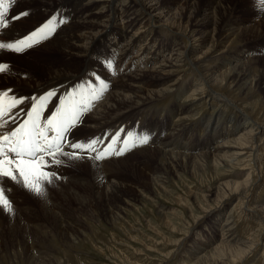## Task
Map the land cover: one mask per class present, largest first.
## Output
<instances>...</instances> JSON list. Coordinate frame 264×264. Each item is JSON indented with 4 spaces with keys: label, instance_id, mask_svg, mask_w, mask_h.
I'll list each match as a JSON object with an SVG mask.
<instances>
[{
    "label": "bare ground",
    "instance_id": "bare-ground-1",
    "mask_svg": "<svg viewBox=\"0 0 264 264\" xmlns=\"http://www.w3.org/2000/svg\"><path fill=\"white\" fill-rule=\"evenodd\" d=\"M82 1L84 0H14L17 5L10 10L11 2L5 0L4 8H0V12H12L11 15H4L0 21L3 25L0 26V44H19L21 41L27 44V46L21 45V51L0 48V65L5 66V70L0 72V99L6 111V115L0 117V125H3L0 127V136L7 133L13 126L16 130L26 122L31 130L32 123L29 122V113L32 112L34 106L40 108V127L46 128V118H50L57 112V109L68 110L74 105L78 121L64 133L62 140L55 139L57 136L55 131H46L52 143V149H55L58 142L62 151L56 152L54 156L49 155L48 151L37 155L43 156L44 161L47 162L43 170L51 172L57 178L62 177L63 172L58 165H55L56 160L71 161L76 166H82L84 170L90 169V173L87 170L84 172L86 174L83 175L84 185L75 184V186L85 193L98 195L99 200L109 198L115 204L114 211L117 212L121 209V203H124V193L131 181H126V184L122 182L117 184L109 179L105 180L103 175L100 176L101 172L108 174L112 179L120 177L114 171L124 167L125 162H129V158L132 159L131 156L142 155L138 162L143 160L150 164L138 163L136 167L153 176L151 187L154 189L163 187L166 175L181 169L186 163L207 161L209 157L215 170L220 166H228L230 170L227 169L226 173L230 172L234 180L223 181L214 188V190L222 191L225 196L211 207L206 208L203 216L199 217L202 219V224L205 222L213 224L215 221L211 215L212 211L220 207L225 208L232 200H236L235 207L229 211L227 217L234 210L244 211L245 216L257 219L258 224L254 225L255 228L264 230V200L263 203H255L264 185V115L261 117L258 115L256 119L253 117L254 100L253 96H249L254 83L264 94V63L248 66L239 72L231 69L228 75L221 77L217 84H212L211 79L208 78L209 70L212 68L207 58L192 56L194 48L205 40L211 43L210 47L213 49L217 45L221 46L232 32H244L249 36L241 42L242 44L264 42V0H206L205 4H199V0H99L98 2L86 0L81 4ZM165 1H183L176 14L172 16V20H168L167 23L160 21L163 14L161 7ZM239 1L248 2L253 10L251 14L253 16L248 19L239 16L235 4ZM37 2L38 5H36ZM31 7H37L35 13L38 15L30 14ZM41 9L43 12H40ZM14 13H20V15H12ZM137 26L138 30L134 31ZM112 28L124 38L123 44L117 48L119 41L112 39L113 44L109 42L101 48L102 46L99 45L103 40H99L98 37ZM155 28L159 37L169 39L166 43L163 41L158 43L163 44L161 50L172 47L171 58H174V63L163 59L162 66L157 67V70L153 72L155 74L148 75L149 73H143L140 68V65L147 62L146 60L150 57V54L144 51L145 44L139 45L138 53L127 63L123 56H126L142 39L140 35L154 37ZM42 29L43 32H41ZM179 44H183V48ZM240 48L245 49V47ZM101 49L104 50L101 51ZM115 52H118V59L113 60ZM235 56V53L230 55L231 58ZM223 60L229 61L226 57ZM174 65L176 67L181 65L182 68L191 70L196 84L195 90H192V93L185 99V102H190L189 107L183 108L181 104L176 109L174 104L172 107L174 111L168 109L157 134L153 135L148 128L154 118L158 117L155 111L151 113L155 106L153 103L164 94L172 93L170 96L175 93L179 94V81L181 80L174 75L177 70ZM251 67H257V69L253 72ZM125 69L136 70L131 74L115 78L120 70ZM251 74H255V77H251ZM250 77L251 83L248 82ZM235 81L238 82L235 83ZM239 82L242 84L239 85ZM206 86H209L208 89ZM102 88L113 95L105 98L107 100L102 112L97 118H92L83 111L88 107L87 102L94 99L92 95L95 93L90 95V91H96L98 96ZM50 92L53 93L52 96H48ZM228 92L246 95L248 105L239 106L235 95L229 97ZM5 93L7 95H4ZM125 94L132 96L135 102L119 101L115 97H123ZM44 97H48L47 100H44ZM13 100L16 101L14 105ZM196 103L203 107L208 106L212 111L215 110L214 104H223L224 111L228 107L231 108L232 114L227 122L232 124V128L244 126V133L237 135L236 138L231 137V130L220 126L219 122L224 113L222 111L216 113L214 118L210 115L206 119H200L196 125L183 124L192 121L197 116L194 105ZM181 112H186L181 119H178V122L181 120L182 123L171 128L169 117L173 114H181ZM127 122L134 124L126 128ZM201 124L204 125V129L199 134ZM109 129L115 130L114 137H109L111 141L121 139L120 141L124 144L123 136L128 137L127 144H134L133 138L138 140L147 136L148 140L146 143L139 144L140 148L135 153L126 154L122 161L120 155L117 158L97 160L95 156L99 152L96 150L73 149L70 146L74 143L86 145L91 141L100 142L106 134L104 132ZM82 130H94L95 134L88 139L75 134ZM139 130L141 133H138ZM207 131L208 134L205 136ZM33 134L35 135V131ZM197 135L202 141L196 138ZM220 135H225V140L211 148L208 140H216ZM37 139L39 140L38 137ZM182 140L185 142L180 144ZM39 142L44 143L43 140ZM200 150H202L201 153L197 155L191 153ZM65 153H74L75 156L70 157ZM123 155H125L124 152ZM230 160H234L232 165ZM25 173L29 179L36 176L27 169ZM65 174L69 175L67 171ZM65 187L66 185H63L60 189L64 190ZM136 189L139 187L132 186V193ZM214 192L209 191L207 196H213ZM218 193L220 192L218 191L216 195ZM201 201H205L204 195ZM9 203L11 207L18 205L15 201H9ZM0 209L6 210L2 206ZM49 210H55L53 204ZM8 212L11 214L10 221L13 224L11 223L12 228L8 229V232L0 230V248L5 247L3 242L11 239V242H8L9 245H21L24 257L30 260L35 252L33 248L39 245L31 241L33 248L28 247L31 245L28 244L30 237L23 234L30 235L29 228L27 227L23 233L19 227L35 224L36 214L31 212L34 217L29 220L28 217H23L19 210H17L16 217L13 216L12 208ZM84 212L87 211L80 210L81 214ZM218 214L215 220H218ZM228 221L229 219L225 218L220 226L221 240L219 243L213 248L205 249L203 253L200 252L199 242L190 248L187 247L190 239L186 237L189 234L176 242L175 245L179 246L177 250L182 251L187 247L186 254L192 255L186 260V264H215L216 260H219V264H235V260L241 263L256 254L255 249L260 246L263 235L257 234L254 237L255 240L250 241L233 237ZM80 224V219L68 217L66 227L57 228V235L66 237L68 233L75 232L76 235L83 236L78 232ZM224 228L226 230H223ZM262 246L264 248V242ZM261 252L256 263L264 264V250ZM47 255H51L49 250ZM47 262L51 264L49 260Z\"/></svg>",
    "mask_w": 264,
    "mask_h": 264
},
{
    "label": "rangeland",
    "instance_id": "rangeland-1",
    "mask_svg": "<svg viewBox=\"0 0 264 264\" xmlns=\"http://www.w3.org/2000/svg\"><path fill=\"white\" fill-rule=\"evenodd\" d=\"M85 1L86 0L82 1L81 4ZM95 1L98 2L99 0ZM182 2L183 1H165L161 7L163 14L160 21L167 23L168 20H172V16L176 14ZM205 3L206 0H199V4ZM12 4L10 7L14 9L17 2ZM235 4L237 5L236 8L240 17L248 19L253 16L251 15L253 10L249 7L247 1H239L238 3L235 2ZM36 5H38V2ZM31 8L32 11L29 13L31 15H38L35 13L37 11L35 8L37 7ZM40 12H43V9H41ZM20 13H14L12 15H20ZM138 28L137 26L134 31L138 30ZM155 32L156 34L152 38H150L149 35H140L142 39L134 45L126 56H123L125 63H127L130 58L138 53L139 45L145 44L146 47L144 51L150 54V57L146 60L147 62L140 65V68L143 73H149L148 75L155 74L153 72L157 70V67L162 66L163 59L173 61L172 63H174V58H171V52L173 51L172 47L169 46L166 50H161L163 44L158 43L162 41L166 43V40L169 39L162 36L159 37L156 28ZM248 37L249 36L245 35L244 32H232L221 46L217 45V47L211 49V43L205 40L202 42L203 45L201 44L194 48L192 53L193 57L207 58L209 66L212 68L209 70L210 76L208 75L212 84H217L221 77L228 75L231 69L238 70L237 72H239L242 69H246L248 66H257L256 64L258 63H264V42L260 44H242L241 42ZM98 39L103 40L101 45H99L100 47L102 46L101 48L109 42L113 44L112 39L119 41V43H117V48H120L124 42V38L121 37L114 28L108 29L105 33L100 35ZM170 43L172 44V39ZM179 46L183 48L184 45L179 44ZM240 47H245V49L241 50ZM102 50L104 49H101V51ZM233 53H235L236 56L231 58L230 55ZM224 57L229 61L223 60ZM57 58L58 57H56V59ZM116 59H118V52L113 53V60ZM92 67L94 68L95 66ZM174 68L177 69L174 75H177L176 78H180L181 80L179 81V94L177 95L175 93L176 95L173 94L172 96H170L172 93L168 95L164 94L153 103L155 106L152 108L151 113L155 111L158 116L155 117L148 126L153 135L157 134L159 126L168 109H173L172 111H174V108H172L174 104L176 109L181 104L183 108L189 107L190 102H185V99L192 93V90H195L196 84L193 80V73L191 70L189 68H182L181 65H177V67L174 65ZM252 68L253 72L257 69V67H251V69ZM109 70L112 71V69ZM135 70L136 69L120 70L118 74L115 75V78H119L124 74H131ZM195 76L197 75L195 74ZM251 77H255V74H251ZM251 77L248 81L250 83ZM237 82L238 81H235V83ZM240 84L242 83L239 82V85ZM208 87L209 86H206L207 89ZM252 88L251 95L249 96H253V117L256 119L258 115L260 117L264 115V94L255 83ZM93 93H95V95ZM228 94L229 97L235 95V99L239 106L248 105L246 95H238L236 93L230 94V92H228ZM90 95H92V98H95L93 96L97 97L96 91H90ZM112 95V93L110 94L109 91L102 88L98 98L89 101L86 114L92 118H97L103 110V106L107 100L105 98H108V96L112 97ZM115 97L119 101L135 102L132 96H126V94L123 97ZM194 105L197 116L192 121L183 124L188 126L190 124L196 125L200 119H206L210 115H213L214 118L216 113L222 111L224 113L222 120L219 122L220 126H225V128L231 130V137L233 136V138L244 133V126L232 128V124L227 122V119H229L232 114V111H230L231 108L228 107L226 108L227 110L225 109L224 111L223 104H214L215 110L212 111L208 106L203 107L198 105V103ZM184 114H186V112H181V114L179 113L178 115L173 114L169 117L168 120L171 128L182 123L181 120L178 122V119H181ZM133 124L134 123L131 124V122H127L126 128ZM203 129L204 125L201 124L199 134H201ZM114 132V129H109L104 132L106 134L101 138L100 142L94 145V148L96 151L103 149L102 151L104 152L105 149H109V146H111L112 150L109 151V153H116L118 149L120 150V146H122L123 149L126 148L123 151L125 155L122 154L119 156L114 153L113 155L110 154L108 158H106L105 155L104 160L117 158L119 156L122 161L126 154L131 155V153H135V151L140 148L139 144L141 143H139V139L135 140V138H133L135 147L130 143L122 144V141H120L121 139H119V141H111L109 137H114ZM138 133H141V130H139ZM75 134L88 139L95 134V131L82 130ZM207 134L208 131L205 136ZM196 138L199 140L200 136L197 135ZM123 140L128 143L127 138L123 137ZM223 140H225V135H220L216 140L209 139L208 144L213 148ZM184 142L185 140H182L180 144ZM198 143L201 144L202 142ZM128 148L130 149L128 150ZM201 151L202 150L191 153L197 155L201 153ZM131 157L132 159L129 158V162H125L124 167L114 171L116 175L119 174L120 176L115 177L116 180L109 177L108 174H103V172L100 173V176L103 175L105 180L109 179V181H113L117 184H119V182L126 184V181H131L128 185L129 188L124 193V203H121V209L117 212L114 211L115 204L109 198L99 200L98 195L85 193L75 186V184L84 185L83 175H86L84 172L87 170V172L90 173V169L86 168V170H84L82 166H76L71 161L60 160V163L55 164L58 165L63 172L62 177L58 176L57 178L51 172L43 170L52 174L50 182L38 176L29 179L25 173L27 183L29 185L32 183H39L42 194H37L32 191L30 187H25V176H21L15 166L12 167V171L16 177L15 179L0 176V189L4 190L5 197L8 201H15L18 204L16 207H11L13 216H17V210L22 213L23 217H28L29 220L34 217L31 212L36 214L35 219L37 222L35 224L23 225L19 227V230L24 233L27 227L29 228L28 232H30V235L23 234L30 237L28 244L31 245L28 247L33 248V242L31 241H35L39 245L33 248L35 252L31 255L32 257H30L29 260L24 257L23 247L21 245L16 246L17 244H15L11 246L9 245L11 239H7L6 242H3L5 247L0 248V264H48V260L51 264H186V260L192 257V255L186 254L188 248L196 242L200 244L201 253H203L205 249H210V247L213 248L219 243L221 240L219 229L225 218L229 219V229L233 237L250 241L251 239L255 240V235L257 236V234H259L260 236L263 235L262 241L264 242V230L254 227V225L258 224L257 219L247 217L244 211L238 210H234L233 213L227 217L229 211L235 207L236 200H232L225 208L220 207L212 211L211 215L215 222L211 225L206 222L202 224V219L199 218L203 216L206 208L209 206L211 207L217 200L225 196L222 191L214 190V188L218 186V183L234 180L233 176H230L232 175L229 174L230 172H228V174L226 173L227 169L230 170L228 166H220L215 170V168H213L214 164L209 157L207 161L189 162L181 169L166 175L163 187L152 189L153 176L146 174L143 170L136 167L138 163L149 162L143 160L138 162L139 159L142 158V155H134ZM233 161L234 160H230L231 165ZM66 171L69 173L68 176L65 174ZM228 176L231 177V179ZM63 185H66V187L64 190H61L60 188ZM132 186H137L141 190L136 189L132 193ZM211 190L215 191V194L213 196H207L208 192ZM218 191L220 193L216 195ZM203 195L205 196L204 202L201 201ZM258 197L259 199L256 198L255 203H263L264 185ZM51 204L54 205L55 210H49ZM91 207H93V209H91ZM82 209L87 212L81 214L80 210ZM217 213H219L218 220H215ZM68 217L81 220V224L78 227L79 231L75 229L83 236H78L75 232L68 233L66 237L57 235V228L60 227V229H64L67 225ZM11 219V214L7 210L3 211L0 209V225L3 223L0 230L8 232L7 230L12 228ZM114 219L115 221H113ZM114 222H116V224ZM231 223L234 224L232 225ZM223 230H226V228ZM187 234L189 235L186 238L190 239L187 245L188 248L186 247V249L182 251L177 250L179 246L175 245L176 242L183 239ZM262 241L260 246L255 249L256 254L253 257H250L249 260H245L244 262L241 261V263L235 260V264H261L256 263V261L258 256L261 255V251L264 250ZM48 250L51 252V255H47ZM216 262L215 264H219V260H216Z\"/></svg>",
    "mask_w": 264,
    "mask_h": 264
},
{
    "label": "snow or ice",
    "instance_id": "snow-or-ice-1",
    "mask_svg": "<svg viewBox=\"0 0 264 264\" xmlns=\"http://www.w3.org/2000/svg\"><path fill=\"white\" fill-rule=\"evenodd\" d=\"M14 2V0H10ZM5 0H0V8H4ZM4 12H0V21H2ZM0 26H3L0 24ZM47 27V26H46ZM43 32V29L41 30ZM35 35V34H34ZM31 39V38H29ZM21 45L27 46L26 42L21 41L19 44H0V48H10L15 51H21ZM5 70V66L0 65V72ZM105 87H107L105 85ZM4 95H7L6 93ZM53 93H48V96H52ZM48 97H44V100H47ZM16 103L13 100V105ZM6 115L4 104L2 99H0V117ZM40 108L34 106L32 112L29 113V122L32 123V129L30 130L27 127V123L22 124L18 129L12 131L10 135H4L0 137V176L10 177L15 179V174L12 171V167L15 166L16 170L20 172L21 176H25V170L27 169L31 174L36 175L45 180H49L52 174L43 171V168L47 166V162L44 161L43 156H37V153H43L48 151L49 155H55L56 152L62 151L61 145L57 142L55 149H52V143L50 138L47 136L46 131L52 130L57 133L55 139L62 140L64 133H66L70 127L78 121V114L75 110V106L65 110L63 108L57 109V112L54 113L50 118H46V128H41L40 124ZM3 125H0L2 127ZM35 131V135L33 132ZM43 140L44 143L41 144L39 140ZM148 140L147 136H144L139 139V143H146ZM4 142L8 143L7 151L4 148ZM97 141H91L85 144H71L70 146L73 149H84L95 151L94 145ZM127 144V141L125 142ZM111 146L106 151H111ZM124 149L116 151L115 154L122 155ZM8 153L13 154L9 156ZM105 152H99L95 159H103ZM70 157H74V153H65ZM55 163H60L59 160H56ZM25 187H30L32 191L37 194H42V189L39 183H32L29 185L27 183V178L25 176ZM0 206L4 207L6 210L11 211V205L8 199L4 195V190L0 189Z\"/></svg>",
    "mask_w": 264,
    "mask_h": 264
}]
</instances>
